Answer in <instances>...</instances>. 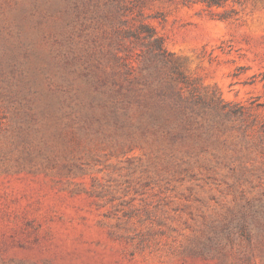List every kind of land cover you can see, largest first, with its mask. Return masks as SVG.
<instances>
[{
  "label": "rangeland",
  "instance_id": "obj_1",
  "mask_svg": "<svg viewBox=\"0 0 264 264\" xmlns=\"http://www.w3.org/2000/svg\"><path fill=\"white\" fill-rule=\"evenodd\" d=\"M238 9V19L226 21L177 0L143 4L184 72L227 102L259 104L246 116L258 122L264 2ZM88 22L84 12L73 24ZM11 115L0 102V264H233L229 251L247 244L246 226L264 229L258 124L246 125L233 168L183 173L156 167L145 148L116 150L95 139L71 155L28 152L25 142L5 152ZM243 128L230 131L234 141Z\"/></svg>",
  "mask_w": 264,
  "mask_h": 264
},
{
  "label": "trees",
  "instance_id": "obj_2",
  "mask_svg": "<svg viewBox=\"0 0 264 264\" xmlns=\"http://www.w3.org/2000/svg\"><path fill=\"white\" fill-rule=\"evenodd\" d=\"M144 1L0 0V102L12 113L5 152L25 142L28 152L71 155L95 139L116 150L145 148L156 167L215 172L233 168L246 125L258 124L264 139V117L246 119L259 104L227 102L187 75L148 22ZM177 1L226 21L245 3L264 2ZM84 12L93 24H73ZM243 125L234 141L230 131ZM246 227L247 244L229 251L233 264L264 259V229Z\"/></svg>",
  "mask_w": 264,
  "mask_h": 264
}]
</instances>
